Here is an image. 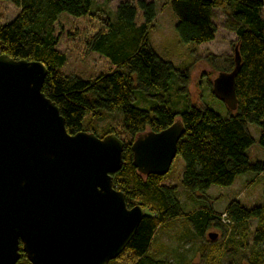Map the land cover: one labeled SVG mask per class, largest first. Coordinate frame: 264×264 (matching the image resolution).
Instances as JSON below:
<instances>
[{
    "label": "trees",
    "instance_id": "obj_1",
    "mask_svg": "<svg viewBox=\"0 0 264 264\" xmlns=\"http://www.w3.org/2000/svg\"><path fill=\"white\" fill-rule=\"evenodd\" d=\"M0 1L19 7L13 19L0 24V54L47 65L43 91L61 108L69 132L93 131L99 136L98 121L114 112L123 116L124 136L112 127L99 137L115 132L125 141V163L113 174L114 187L126 194L130 207L144 208L145 216L125 249L131 253L130 264H197L186 255L171 259L153 251L160 228L181 220L192 237L200 239V264H264V198L249 206L234 197L223 212L208 199L212 185L231 186L248 172L264 177V159L252 160L249 153L255 142L253 124L260 127L259 143L264 148V0H171L181 41L200 45L214 40L219 12L224 15L222 25L237 36L235 45L242 57L236 76L239 103L236 110L228 108L225 117L206 102L192 103L185 110L171 102L173 78L180 81L177 90H188L190 72L155 49L154 1H121L115 17L93 10L94 0ZM64 16L71 22L63 21ZM73 42L87 55L104 58L110 68L89 79L64 74ZM229 58L232 70L235 57ZM208 80L216 97L213 81ZM177 119L185 126L177 145V155L185 160L182 185L190 200L204 199L192 210L184 207L178 186L165 183L167 174L143 175L133 163L136 136L147 130L162 131ZM253 221L257 222L254 230ZM212 228L222 229V241L208 238ZM186 236L183 233L181 240ZM22 258L31 264L25 254Z\"/></svg>",
    "mask_w": 264,
    "mask_h": 264
},
{
    "label": "water",
    "instance_id": "obj_2",
    "mask_svg": "<svg viewBox=\"0 0 264 264\" xmlns=\"http://www.w3.org/2000/svg\"><path fill=\"white\" fill-rule=\"evenodd\" d=\"M234 57V69L213 79L230 110L239 103V46ZM47 74L39 60L0 54V264H18L23 254L31 264H109L145 216L114 187L125 141L115 132H69L61 108L43 91ZM184 132L177 119L138 134L135 167L143 175L168 174Z\"/></svg>",
    "mask_w": 264,
    "mask_h": 264
},
{
    "label": "rangeland",
    "instance_id": "obj_3",
    "mask_svg": "<svg viewBox=\"0 0 264 264\" xmlns=\"http://www.w3.org/2000/svg\"><path fill=\"white\" fill-rule=\"evenodd\" d=\"M125 0H94L92 9L104 10L111 17H115L118 4ZM138 2L139 0H134ZM154 1L157 7V15L152 30L151 39L155 49L159 54L171 60L176 66L187 68L190 72V85L188 90H177L180 87V81L173 78L172 88L169 92L171 95V102L180 110H185L192 103L206 102L216 112L224 117L229 114L228 106L226 103L212 95L209 80L218 76L220 71H229L231 65L230 58L234 57L237 36L225 29L222 25L224 15L218 13L216 17V23L219 26L216 38L212 41L200 45H194L190 42H183L178 36L175 24L177 18L171 6V0H147ZM19 12V7L14 2L0 1V24H4L13 19ZM63 21L71 22L72 19L64 16ZM73 46L68 50V58L65 66L62 68L64 74L80 75L85 79L98 75L100 71H106L110 68L111 64L108 63L101 56L96 54H86L84 49L78 42H73ZM235 45V46H234ZM226 68L227 70H223ZM122 119L123 116L119 112H114L111 115L101 119L95 125L99 136L109 128L115 127L124 136L122 131ZM250 130L255 137L254 145L249 149L251 159L256 157L264 159V148L259 143L260 127L257 124L250 126ZM110 134V133H109ZM185 160L178 154L171 166V170L164 178L166 184L177 185L180 189V198L185 203L184 207L188 210H192L204 202L202 200H190L188 193L182 185V176L185 170ZM208 192L209 201H212L215 209L223 212L227 203L234 197L240 198L243 203L252 206L256 205L263 200L264 195V177L256 176L254 173L248 172L244 175H240L233 185L231 186H219L212 185ZM183 203V204H184ZM252 229L254 230L257 225L256 221H253ZM189 226L184 221H175L171 224V227L160 228L157 232L156 238L153 242V251H156L158 255L173 258L174 256H187L188 259H192L193 263H201V253L198 252L200 239L192 237L189 232ZM183 233L187 236L181 240ZM216 234V236H211ZM208 238L210 240L222 241L224 238V232L221 228H212L209 230ZM156 249V250H155ZM177 249V251H176ZM119 258L113 264H130L131 253H122ZM115 260V259H114ZM20 263V262H19ZM18 263V264H19ZM21 264H29L24 259H21ZM242 264H250L249 262H242Z\"/></svg>",
    "mask_w": 264,
    "mask_h": 264
},
{
    "label": "flooded vegetation",
    "instance_id": "obj_4",
    "mask_svg": "<svg viewBox=\"0 0 264 264\" xmlns=\"http://www.w3.org/2000/svg\"><path fill=\"white\" fill-rule=\"evenodd\" d=\"M23 255H24V254H23ZM23 255H22V256H23ZM20 262H21V260H20Z\"/></svg>",
    "mask_w": 264,
    "mask_h": 264
}]
</instances>
